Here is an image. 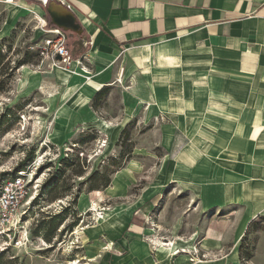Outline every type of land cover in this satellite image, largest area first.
<instances>
[{
    "label": "crops",
    "instance_id": "0c3cea01",
    "mask_svg": "<svg viewBox=\"0 0 264 264\" xmlns=\"http://www.w3.org/2000/svg\"><path fill=\"white\" fill-rule=\"evenodd\" d=\"M52 2L80 25L81 34H73L83 47L73 61L89 72L83 75L91 73L89 81L75 76L70 87L54 71L52 86L38 76L35 87L45 89L44 95L54 89L61 94L55 98L57 139L96 126L101 119L91 109L93 101L106 89L118 93L122 87L120 122L127 117L120 133L144 103L132 122L140 116L154 126L150 130L166 152L159 156L168 163L163 168L159 156L134 149L109 183L94 189L113 203L108 225L83 246V259L256 264L264 256V232L251 231L264 215V0H0V42L20 20L44 14ZM175 99L181 103L174 105ZM210 122L212 142L205 135ZM203 145L210 148L202 152ZM186 153L188 162L213 163L211 174L196 171V165L192 172L181 170L177 162ZM174 157L177 169L169 163ZM81 196L80 211L89 201ZM197 216L201 225L189 231ZM154 232L170 244L154 250ZM245 242L251 250L255 246L250 256L243 255Z\"/></svg>",
    "mask_w": 264,
    "mask_h": 264
},
{
    "label": "rangeland",
    "instance_id": "374dc122",
    "mask_svg": "<svg viewBox=\"0 0 264 264\" xmlns=\"http://www.w3.org/2000/svg\"><path fill=\"white\" fill-rule=\"evenodd\" d=\"M38 14L44 24L36 18ZM45 24V29L54 28L49 24L46 11L44 14L34 13L16 24L7 41L0 42V177L20 172L32 177L31 199L28 200L31 203L23 209L25 214L12 225L0 226V264H87L83 259V246L95 231L108 225L106 215L110 214L113 203L104 199L100 192H93L94 189L107 185L113 172L124 165L134 149L143 155L157 157L159 153H166L150 130L154 126L145 125L140 116L132 122L144 103L137 105L129 117V126L120 133L127 117L126 114L120 122L124 107L118 94H121L122 87L118 93L106 89L93 101L91 109L101 119L95 123L96 126H81L69 130L64 141L57 139L59 109L55 108V98L61 94L54 89L44 95L45 89L35 87L39 84L38 76L47 84L44 86H52L50 78L53 71L63 82L68 75H82L85 81H89L91 73L87 75L89 72L81 62L78 63L80 70L54 64L51 60L43 62L40 48L50 38L44 33ZM67 37L73 62L74 57L80 54L83 43L73 33L68 32ZM82 70L87 74L83 75ZM62 73L64 77H61ZM32 76L36 80H32ZM172 90L178 93L176 89ZM179 100L175 99L174 105H179ZM146 108L151 111L149 105ZM208 127L206 139L212 142L213 124L210 122ZM208 148L203 145L202 152ZM195 153L199 155L198 149ZM206 153L207 158L211 156L209 151ZM27 156H31V161ZM159 157L164 168L168 163L165 157ZM188 157L186 153V157L178 159L181 170L192 172L196 165V171L206 174L213 171L214 164L205 158L195 164V161L188 162ZM175 159H172L174 163H169L177 169ZM83 194L88 196L89 201L87 207L85 205L80 211L78 203ZM179 213L182 215L184 211ZM146 222L156 228L152 220ZM201 222L202 216L193 217L189 231L199 227ZM156 230L159 231V228ZM251 231L264 232V215L251 226ZM149 240L154 250L170 244L164 237H155V232ZM243 246V255H252L255 246L252 250L246 242ZM256 264H264V256L259 255Z\"/></svg>",
    "mask_w": 264,
    "mask_h": 264
},
{
    "label": "built area",
    "instance_id": "2783aa9c",
    "mask_svg": "<svg viewBox=\"0 0 264 264\" xmlns=\"http://www.w3.org/2000/svg\"><path fill=\"white\" fill-rule=\"evenodd\" d=\"M47 24L43 25V29ZM46 39L40 48L43 62L51 60L58 65H71L72 59L67 44V33L58 28L45 29ZM32 177L25 172L17 173L0 181V226L12 225L23 217L29 206Z\"/></svg>",
    "mask_w": 264,
    "mask_h": 264
},
{
    "label": "water",
    "instance_id": "95a60500",
    "mask_svg": "<svg viewBox=\"0 0 264 264\" xmlns=\"http://www.w3.org/2000/svg\"><path fill=\"white\" fill-rule=\"evenodd\" d=\"M46 14L49 18L50 26L67 33L81 34L80 25L77 23L75 16L62 5L54 2L50 3L46 9Z\"/></svg>",
    "mask_w": 264,
    "mask_h": 264
},
{
    "label": "bare ground",
    "instance_id": "6f19581e",
    "mask_svg": "<svg viewBox=\"0 0 264 264\" xmlns=\"http://www.w3.org/2000/svg\"><path fill=\"white\" fill-rule=\"evenodd\" d=\"M36 18L38 19V21L41 23V24H44L45 22H44V20H43V18L38 14L37 16H36ZM77 64L78 63H76L75 61H73L72 63H71V65L70 66H72V68H73V70H75V68L77 67ZM78 68V67H77ZM78 70H80L79 68H78ZM87 72V71H86ZM81 73H83V74H85V72L82 70L81 71ZM74 79V77L73 76H70V75H68L66 78H65V82H67L68 84H70V82L72 81ZM91 78H88V80H90ZM31 199V198H30ZM29 204V203H28ZM164 246H166V245H164ZM77 262V261H76ZM75 262V263H76Z\"/></svg>",
    "mask_w": 264,
    "mask_h": 264
},
{
    "label": "trees",
    "instance_id": "16d2710c",
    "mask_svg": "<svg viewBox=\"0 0 264 264\" xmlns=\"http://www.w3.org/2000/svg\"><path fill=\"white\" fill-rule=\"evenodd\" d=\"M23 66H24V65H23ZM124 131H125V130H124ZM124 131H123V132H124ZM27 159H28V161H31L32 158H31V156H27ZM11 176H12V175H11ZM7 177H9V175H6V174H5L2 178L0 177V181H2L3 179H5V178H7Z\"/></svg>",
    "mask_w": 264,
    "mask_h": 264
}]
</instances>
